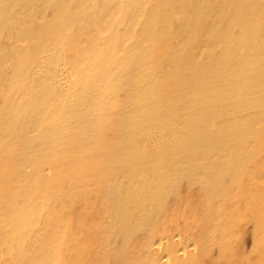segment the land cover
Here are the masks:
<instances>
[{
    "label": "bare ground",
    "instance_id": "6f19581e",
    "mask_svg": "<svg viewBox=\"0 0 264 264\" xmlns=\"http://www.w3.org/2000/svg\"><path fill=\"white\" fill-rule=\"evenodd\" d=\"M0 264H264V0H0Z\"/></svg>",
    "mask_w": 264,
    "mask_h": 264
},
{
    "label": "rangeland",
    "instance_id": "374dc122",
    "mask_svg": "<svg viewBox=\"0 0 264 264\" xmlns=\"http://www.w3.org/2000/svg\"><path fill=\"white\" fill-rule=\"evenodd\" d=\"M252 245V242H250V246Z\"/></svg>",
    "mask_w": 264,
    "mask_h": 264
}]
</instances>
